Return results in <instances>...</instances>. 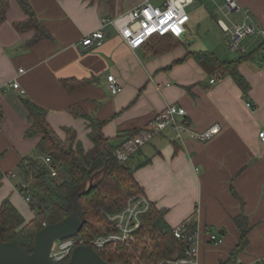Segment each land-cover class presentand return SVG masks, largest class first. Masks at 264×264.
I'll return each mask as SVG.
<instances>
[{"label":"crops","instance_id":"0c3cea01","mask_svg":"<svg viewBox=\"0 0 264 264\" xmlns=\"http://www.w3.org/2000/svg\"><path fill=\"white\" fill-rule=\"evenodd\" d=\"M124 1L25 0L36 28L22 27L29 13L18 0H8L0 22V170L4 174L0 202L7 197L15 207L17 198L27 204L18 188L16 166L34 153L41 135H25L30 122L24 101L46 110L47 124L62 140L66 128L74 130L84 150L92 147L88 132L93 120L102 122L103 135L117 144L124 133L146 127L167 105H176L185 109L190 129L200 131L212 123H219L221 129L208 142L188 134L177 140L170 127L156 133L129 161L141 192L163 210L167 227L188 221L202 233L221 235L222 243L213 245L204 231L197 264L264 263V143L258 138L264 129L261 36L247 38L244 47L255 54L237 64L246 91L229 74L216 72V79L206 75L190 56L209 51L202 42L184 45L198 18L206 20L217 13L221 29L238 22L264 26V0H236L241 9L234 16L225 14L224 0L200 2L196 20V0H191L185 33L178 44L160 53L152 52L154 40L131 49L113 30L100 45L78 49L76 43L99 27L102 16H115L134 5ZM219 43L210 51L219 60H231L228 47V58L220 59L223 45ZM255 58H260V65ZM109 74L121 86L116 94L107 88ZM14 80L23 93L10 86ZM19 211L25 220L34 214L31 209L29 217ZM238 215L246 217L249 230L246 245L236 252Z\"/></svg>","mask_w":264,"mask_h":264},{"label":"trees","instance_id":"16d2710c","mask_svg":"<svg viewBox=\"0 0 264 264\" xmlns=\"http://www.w3.org/2000/svg\"><path fill=\"white\" fill-rule=\"evenodd\" d=\"M29 13L27 21L21 26L32 25L37 28V20L26 5L25 0H18ZM8 0H0V22L5 17ZM156 41L153 53L163 52L176 44L175 36H153ZM247 39L243 41L245 43ZM264 50V42L258 46ZM259 50V49H258ZM255 52L239 54L231 60H219L211 51L191 52L192 56L209 72H217L220 76L229 74L232 79L246 91L248 85L245 78L237 70L239 62L252 58ZM27 118L30 125L25 131L26 136L40 134L33 154L22 157L16 166L18 188L23 192V186L30 196L29 207L33 216L25 220L20 211L9 198L0 202V239L13 242L25 252L30 253L35 234L43 227V223L52 224L60 221L68 214L69 195L73 189L83 185L82 193L75 197V206L83 218V224L78 236L92 237L113 232L115 227L107 219L106 214H112L123 208L126 199L135 193H141V188L133 177V169L129 166V154L124 162L117 160L114 151L127 138L138 134L140 129H133L121 135L119 143L113 144L112 138L105 137L101 132L102 122L91 121L88 138L92 147L84 150L76 139L75 131L66 128L65 139L59 138L45 120L46 110L30 101H24ZM137 152V151H136ZM49 157L50 162H44ZM51 169L55 176H51ZM4 174L0 170V185ZM89 187V191L85 192ZM163 210L156 209L151 203L148 211L141 217V226L137 238L148 237L144 247L139 249V264H170L169 261L184 255L186 241L178 240L172 233V228L163 222ZM239 230V242L234 251L238 252L246 245V235L249 230L244 215L234 218ZM195 223H190L188 229H193ZM102 259L110 263L127 264V258L110 252H99Z\"/></svg>","mask_w":264,"mask_h":264},{"label":"built area","instance_id":"2783aa9c","mask_svg":"<svg viewBox=\"0 0 264 264\" xmlns=\"http://www.w3.org/2000/svg\"><path fill=\"white\" fill-rule=\"evenodd\" d=\"M190 2L191 0H157L153 3L152 0H139L132 7L115 16H102L99 27L83 35L76 43L77 48L85 50L100 45L108 37L110 30L117 33L131 49L141 47L153 36L172 35L181 38L186 31L189 19L186 7ZM224 9L226 15L234 16L240 12L241 7L236 0H224ZM222 29L229 33V53L237 56L246 51L243 44L245 38L257 34L264 42V26L256 27L252 23L238 22L232 23L230 26L224 25ZM261 62L264 65V53ZM18 72H23V69L19 68ZM106 79L110 93L116 94L121 91V86L116 82L114 75L109 74ZM213 81V78L210 79L211 83ZM10 86L23 93L16 80L12 81ZM185 115L186 111L183 107L167 105L146 127L140 128L138 134L121 142V145L114 151L117 160L124 162L129 154L135 153L146 145L156 133L167 127L173 130L174 138L177 140H182L183 136L188 134L190 138L200 142L210 141L221 129L219 123H212L200 131L190 129L185 121ZM258 138L260 142L264 143V129L258 132ZM44 162L49 163L50 158L44 157ZM55 175V170L51 169V176ZM23 188V192L20 190V193L24 201L29 204L28 189L26 186ZM150 205L151 201L142 192L130 195L122 209L112 214H106L107 219L115 227L113 232L92 237H83L77 234L66 239L55 240L50 248L49 258L53 262L67 261L74 247L86 245L97 253L110 252L126 256L127 264H139V249L144 247V241L148 240V237L137 238V231L141 226V217L148 211ZM188 225V221H182L172 228L173 235L178 240L186 241L187 247L184 250V255L170 260V264H197L199 244L205 230L202 233L197 224L193 229H188ZM205 237L213 245L222 243V237L217 233L207 232ZM258 264L264 263L258 261Z\"/></svg>","mask_w":264,"mask_h":264},{"label":"water","instance_id":"95a60500","mask_svg":"<svg viewBox=\"0 0 264 264\" xmlns=\"http://www.w3.org/2000/svg\"><path fill=\"white\" fill-rule=\"evenodd\" d=\"M235 57L236 54H230L231 59ZM73 190L69 195L68 214L60 221L46 224L36 232L30 253L13 242H4L0 239V264H123L110 263L102 259L99 253L86 245L74 247L67 261H51L49 251L52 243L77 235L84 221L74 203L76 195L81 194L82 190L78 192ZM88 191L89 187L85 192Z\"/></svg>","mask_w":264,"mask_h":264},{"label":"rangeland","instance_id":"374dc122","mask_svg":"<svg viewBox=\"0 0 264 264\" xmlns=\"http://www.w3.org/2000/svg\"><path fill=\"white\" fill-rule=\"evenodd\" d=\"M139 0H125V4H130L131 6L133 4H135L136 2H138ZM221 2L223 0H220ZM153 3L157 2V0H152ZM200 2L204 3L205 5L211 3L210 0H196L195 1V8H194V15H195V20L197 19V13H196V5H198ZM25 9V8H24ZM26 11V10H25ZM186 11L189 12V14L192 12V8L191 6H187L186 7ZM209 16V15H208ZM219 16V13H217V16H213V17H208L206 20H203L201 18H198V25H196V28L192 29L189 34L185 37V42L184 45L189 46L190 43H195L192 45L195 46L200 45V43H203V47L204 49L207 50H213L212 48L214 47V44L216 42H218V40L220 41L219 44H222L223 49H222V53H221V58L220 59H224V58H228L229 54L227 53L226 49H227V42H229L230 37H229V33L223 31L221 29V27L219 26V23L217 22V17ZM222 16V15H220ZM223 19L225 20L226 24L230 25L229 21L223 17ZM244 44V43H243ZM247 53V51L240 53V54H244ZM261 54V53H260ZM261 58V55H260ZM260 58H255V63H259L260 65ZM204 69V68H203ZM206 71V75L209 77V75L213 78L216 79V75L217 77H219L218 74H214L216 73L214 72H209L208 70L204 69ZM83 185L75 188L73 190V192H78L81 191L83 189ZM18 200H16V207L21 210L22 212H26V216L29 217L30 215H32V212L30 211L29 207L27 204H25L24 202H22L19 198H17Z\"/></svg>","mask_w":264,"mask_h":264}]
</instances>
